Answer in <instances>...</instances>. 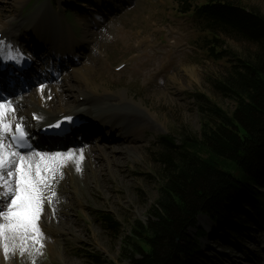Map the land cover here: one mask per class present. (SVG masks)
Masks as SVG:
<instances>
[{
    "label": "rangeland",
    "instance_id": "374dc122",
    "mask_svg": "<svg viewBox=\"0 0 264 264\" xmlns=\"http://www.w3.org/2000/svg\"><path fill=\"white\" fill-rule=\"evenodd\" d=\"M76 1L85 5L79 6L74 3ZM76 1L0 0V19L16 14L24 19L19 31L25 38L24 44L28 45L26 39L30 34V25H35V20L41 18L38 11L44 5L50 2L58 6V13L53 11L52 14L55 13L59 17L53 20L59 21L65 28L67 23L61 16V9H67L73 20L71 21L69 13L65 15V19L71 21L70 26L77 34L81 36L84 30L95 33L92 40L94 49H89L93 57H89L88 54L85 58L83 54L77 62L78 67L82 68V64L92 61L91 74L99 86V91L107 90L114 93L125 90L128 97L140 101L154 113L155 118L152 117L145 128L142 139L146 142L141 140L138 142L142 145L139 160L127 159L122 169L123 173H117L114 180L107 182L108 187L102 186L90 193L84 190L85 196L88 197L86 204L71 203L72 198H66L57 192L52 196V200L62 209L66 207L70 209V219L78 226L76 230L80 231L81 239H75L70 235L60 236L62 244L54 250L43 237V248L39 251L30 248L29 253L23 257L17 251L5 258L3 251L0 250V264L126 263L121 256L124 237L129 234L133 221H145L149 207L157 198L155 178L157 166L153 151L157 147L159 137L171 134L178 140L182 129L193 136L200 133L202 113L197 99L194 98L196 93L208 97L212 103L228 113H231L235 106L232 98L223 96L211 84V81L221 79L235 60L227 56L217 62L205 56L199 48L202 35L199 23L178 11L181 0H127L126 3L120 2L124 0H112L114 7L110 5L111 12L109 8L106 11L105 6L99 7L100 5L96 4L98 7H95L96 0ZM101 1L105 4V0ZM189 1L195 4L201 0ZM232 1L264 14V0ZM25 24L26 28L29 27L28 30L25 29ZM73 35L80 38L74 33ZM143 37L148 39L145 41L146 44L140 42ZM222 38L225 47L241 58L247 57L253 48L248 44ZM84 47L87 46L85 44L83 47L77 46L74 50L79 54ZM43 49L47 50V47ZM175 49L179 52L174 55L172 52ZM153 50H158L161 54ZM87 52L86 50L85 54ZM122 61L129 62V66L119 72L114 71V66ZM33 65L32 69H35L36 63ZM185 65L194 68L195 77L188 73ZM57 70L55 74L59 76L57 83L53 81L57 78L55 77L51 80L53 82L50 81L48 84L51 86L61 84L62 90H66L68 85L62 82L60 74L66 71L64 75L70 77L71 68L61 71L57 66ZM77 82L80 84L81 81ZM71 85L76 86L77 83L72 81ZM156 96H159V99ZM227 168L236 177H242L241 171L234 165L230 164ZM67 182L68 179L64 180L63 184ZM66 186L68 190L71 189L69 183ZM103 194L107 198H104ZM239 210L243 211L246 208L242 206ZM98 213H109L120 223V229L117 231L105 229ZM197 225L205 230V234L200 238L201 249L193 264H233L231 259L246 254L264 258V230L258 229L257 226L244 224L236 218L218 225L205 216L197 218ZM42 232L43 235L49 236L44 230ZM189 232L194 233L195 229L191 228ZM88 255H94L98 260ZM259 261L264 263V259ZM241 262L251 264L246 258Z\"/></svg>",
    "mask_w": 264,
    "mask_h": 264
},
{
    "label": "trees",
    "instance_id": "16d2710c",
    "mask_svg": "<svg viewBox=\"0 0 264 264\" xmlns=\"http://www.w3.org/2000/svg\"><path fill=\"white\" fill-rule=\"evenodd\" d=\"M181 1L179 11L200 22L205 56L235 60L221 79L211 81L235 106L228 113L196 93L200 133L182 129L178 141L171 135L159 139L153 151L157 198L145 221H133L124 237L126 264H192L203 230L191 235L189 229L199 214L220 224L236 218L264 229V14L232 0ZM222 37L253 48L241 58ZM230 164L242 177L228 170ZM99 216L105 229H120L109 213Z\"/></svg>",
    "mask_w": 264,
    "mask_h": 264
},
{
    "label": "bare ground",
    "instance_id": "6f19581e",
    "mask_svg": "<svg viewBox=\"0 0 264 264\" xmlns=\"http://www.w3.org/2000/svg\"><path fill=\"white\" fill-rule=\"evenodd\" d=\"M96 1L97 5H102L100 0ZM111 4L112 0H108L105 7L110 8ZM80 5L83 6L84 3ZM40 10L42 11L38 15L41 18L35 20V25H30V34L26 39L28 45L24 44L25 38L19 31L24 19H21L17 14L0 19V48L7 51V46H10L14 53L18 50L20 60L27 61L23 56L26 54L28 58H33V64L36 63L35 74L33 76L27 74L33 82L28 86V90L33 87L32 91L27 92L26 88L7 89L4 98L0 96V99L12 103L15 112L10 113L8 118L13 124L22 123L29 134L33 133L34 125L31 122V112L40 118L41 125L57 123L66 117L72 118L71 121H67V125L74 122L82 123L81 137L74 138L73 142L67 139L60 141L51 151L45 150L43 145L38 143L31 150L44 153H66L68 151L74 153V158L66 161L57 172L55 180L51 182V191L44 190L45 200L39 218V226L49 235H43L44 240L55 250L62 244L59 240L60 236L70 235L75 239L82 237L80 231L76 230L78 226L74 220L70 219V209L67 207L62 209L57 202L52 200L51 193L57 192L66 198H72L71 203L86 204L88 197L85 196L84 190L90 193L102 186L108 187L107 182L114 180L117 173H123L122 169L127 159L139 160V150L142 145L138 142L139 140L146 142L142 137L149 121L152 117L155 118V115L140 101L128 97L125 90L114 93L107 90L99 91V86L91 74L93 66L90 64L92 61L82 64V68L78 67L77 62L83 54L85 58L88 54L89 57H93V53H90L89 49H94L92 40L95 33L84 30L80 38L76 37L70 28L66 31L61 24L55 21L50 22L49 19L57 15H53V11L48 12L51 10L49 7L43 6ZM14 22L17 24L14 25ZM3 37H6L7 40L2 41ZM75 38L77 39L73 41ZM84 44L87 47H84V50L81 49L79 54L76 53L74 47H83ZM25 46H28V50ZM43 47H47V50ZM86 50L88 52L85 54ZM178 52L175 49L172 53L175 55ZM57 66L61 71L71 68L70 77L64 74L60 76L62 82H66L68 85L66 90H62L61 84L52 86L48 84L55 77H57L56 81L59 79V76L55 75L58 72ZM185 67L188 68V73L195 77L194 68L188 65ZM3 80L1 79L0 82ZM72 81L77 85H71ZM77 81H81L79 82L81 85ZM53 91L55 96H53ZM156 97L159 99V96ZM148 116L150 120H148ZM84 121H89V124L86 125ZM103 128L110 129L111 134L104 136L105 134L101 131ZM98 133H102L103 136L98 138ZM4 142L12 144L9 138H6ZM67 179L70 190L66 186L67 183L63 184ZM103 197L107 198L105 194ZM0 207H4V203H0ZM208 228L212 230L211 227ZM245 258L251 264H262L259 260L264 259L257 255L252 257L246 254L234 257L231 261L233 264H243L241 260H245ZM10 264L12 263L10 262Z\"/></svg>",
    "mask_w": 264,
    "mask_h": 264
},
{
    "label": "snow or ice",
    "instance_id": "6c2138e0",
    "mask_svg": "<svg viewBox=\"0 0 264 264\" xmlns=\"http://www.w3.org/2000/svg\"><path fill=\"white\" fill-rule=\"evenodd\" d=\"M7 49L0 48V55L14 60L20 58L18 50L14 54L10 46ZM14 112L10 101L0 99V203H4V207H0V250L5 258L17 251L23 257L30 248L36 251L43 248L39 218L44 190L51 191V182L55 180L57 172L66 161L74 158L72 151H31L27 155L16 151V148L25 145L28 133L22 123L13 124L8 118ZM65 119L71 121L72 118ZM50 127L59 129L60 124ZM6 138L13 143H5ZM51 194L55 196L54 192Z\"/></svg>",
    "mask_w": 264,
    "mask_h": 264
}]
</instances>
